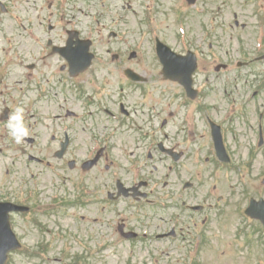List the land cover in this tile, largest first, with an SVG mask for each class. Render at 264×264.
Returning a JSON list of instances; mask_svg holds the SVG:
<instances>
[{"label": "rangeland", "instance_id": "rangeland-1", "mask_svg": "<svg viewBox=\"0 0 264 264\" xmlns=\"http://www.w3.org/2000/svg\"><path fill=\"white\" fill-rule=\"evenodd\" d=\"M1 1L8 12L1 15L0 9L1 44L11 46L10 50L6 47L4 56L0 55V113L16 101L20 93L17 90L27 89V79L24 78L32 74L30 85L37 91L46 92L47 96L37 100L36 93H28L32 94L31 105L36 102L33 107L40 106L44 114L61 115L64 120L67 119L62 115L65 114L64 109H83L90 116L87 117L90 126L89 132H86L84 128L73 125L74 142L69 152L81 154L75 170L70 171L66 161L53 162L58 169L63 164V170H59L65 177L63 180L51 173L55 170L50 171L27 161L26 154L29 152L37 157H48L50 162L54 159L55 144L46 148V135L41 146L28 144L26 137L17 144L9 130L0 127V193L11 190L9 193L13 198L20 195L22 183L30 181L25 173L30 166L35 176L36 171L40 175L39 198L46 199L50 191H64L71 195V183L66 177L73 172L79 173L83 155L87 151L88 155L91 154L87 135L98 134V130L101 131L99 134H110L106 136L110 145L109 155L115 162L119 161L120 166L129 168L137 178L144 175V166L147 167L146 172H153L151 177L155 180L156 176L164 173L167 156L158 150L159 142L166 148L182 152L179 165L173 166L178 176L183 172L177 185L172 186L174 190L170 191V187L163 189V184L158 188L163 195L155 196V205L143 203L136 206L138 211L135 213V208L121 204L124 211H121L123 214L118 220L114 219V214L112 221L103 220L94 207L96 213L69 206L54 216L43 209L34 211L30 218L33 214L44 215L45 232L20 220L16 228L26 243L31 245L28 249L36 251L35 243L44 241V255L47 258L16 255L10 257L8 264H264V229L257 221H250L244 216L248 197L264 199V61H254L264 54V0H201L193 7L188 6L185 0ZM51 5L52 8L64 5V9L73 12L79 21L78 28L88 27L87 35L93 42L91 51L96 56L93 66L74 80H68L65 72L50 60L47 63L56 67L62 78L53 76L51 82L41 78V74H47L50 70L42 71L43 67H39V64L33 69L30 66L32 60L27 56L29 52L36 54L37 48L23 51L27 58L22 53L19 56L21 39L25 40L23 26L35 28L38 33L36 27L40 14ZM22 14L27 20L21 18ZM111 32L117 34L115 39L109 38ZM3 35L8 39L5 42L2 41ZM155 38L177 53L184 54L186 50L197 53L198 68L194 84L201 95L198 102H187L180 86L162 79L161 67L154 53ZM132 53L136 56L129 59ZM115 54H119L120 58L112 61ZM238 63L246 66L238 68ZM219 65L227 67L216 73L215 68ZM126 69L147 81L131 84L124 76ZM22 80L23 83H19ZM6 94H9L7 98ZM56 94H62L61 98ZM81 94H103L102 102L106 110L114 112L118 122L121 121L120 126L124 127H118L117 121L108 119L98 107L87 103L86 98L80 101ZM9 98H12L11 103L6 101ZM119 102L129 107L125 106L130 116L118 113ZM28 104L22 101L21 107ZM200 111L206 114L210 111L208 117L220 125L224 123L222 129L231 158L230 168L219 167L212 162V140L209 128L202 119L206 115ZM214 111H219V114L216 116ZM44 114L41 113L40 122L46 125L48 122L45 118L54 115ZM63 119L55 125L58 138ZM73 122L76 123V120ZM163 122L165 125L162 127ZM27 124L33 126L34 121H24L28 129ZM78 124L82 125L81 122ZM259 125L263 130V144L260 147ZM150 142L155 144L152 160L145 156ZM136 159L142 161L133 162ZM99 167L87 175L98 176L101 174ZM102 175L104 180L109 179V173ZM187 180L196 184L199 181L202 185L200 196L205 193L207 199V202H202L201 197L189 195L193 205L210 203L218 208L213 206L214 209H209L211 211L203 215L185 212L182 215L180 195L183 196L184 191L179 188L181 182ZM214 184L218 187L217 192L208 197L206 190ZM218 197L223 198V202L216 201ZM160 198L162 201H159ZM175 213L181 215L180 219L175 220L179 221L176 233L180 236L156 239V235L171 229L170 219ZM83 216L85 218L82 220ZM122 217H127L124 218L127 222L133 221L139 232L143 230L141 223L149 219L151 231L147 234L153 238L147 236L143 237L145 241L133 243L121 237L116 228L124 220H120ZM104 218L108 219L107 211ZM92 219H97L98 223H93ZM100 220L108 225L101 226L103 223L100 224ZM96 242L104 243L105 247L92 252L85 250L84 246L96 248ZM68 250L72 255L67 253L65 257L62 251ZM77 254L86 258L75 259Z\"/></svg>", "mask_w": 264, "mask_h": 264}, {"label": "flooded vegetation", "instance_id": "flooded-vegetation-1", "mask_svg": "<svg viewBox=\"0 0 264 264\" xmlns=\"http://www.w3.org/2000/svg\"><path fill=\"white\" fill-rule=\"evenodd\" d=\"M54 8L55 7L52 8V5H51V6H49L47 11H42V13L40 14V17H39L40 22L37 23V27H36L38 33H36L35 28L27 29L26 26H23V33H24L25 40L21 39V48H19L21 50L19 52L20 57H21V53H22L23 57L27 58V56H30V58L32 60L30 66H32L33 69H35L37 64H39V67H43L42 71H44V69L50 70L49 73L40 75L41 78H43L47 81H50L51 77L56 76V74H57L56 67L51 66L49 63H47V60L54 61L55 66L58 65L59 69L61 71H64L65 74L69 76L68 64L66 63L64 57L60 53H58V49L59 48H65L67 46L69 33L73 29L72 28V22L68 16V14H69L68 10H64L63 14L60 16V14H58ZM52 9H54L53 12L51 11ZM21 16L23 19L27 20V18L23 14ZM46 17H50L52 19V26L48 29L47 32H45V19H46ZM24 24H25V21H24ZM56 31H57V34L55 33ZM58 33H59V36H58ZM46 38H48L47 39L48 41L45 43ZM49 39H52V41ZM58 40L60 41L59 43H57ZM49 42H51L50 46H48ZM44 45L47 49L44 48ZM33 48L38 49L36 54L33 52H29L28 55L26 56L23 53V51L27 52ZM8 73H9V71H8ZM9 74H11V73H9ZM31 77H32V74L27 76L26 78H31ZM55 96L61 98L62 94H56ZM64 98H66V97H64ZM35 103L36 102H34V105H35ZM121 105H123V104L121 102H119L118 106L121 107ZM124 108H125V106H124ZM23 109H24L23 114L31 115L32 119L34 120V127L33 128L30 125L27 126L28 131L31 134L30 136H32L33 139H31V137L28 136V138L27 137L25 138V141L27 143H32V144L34 143L35 140H38L40 142L41 136H42V123L40 122V120L42 118L41 113L44 114L43 112H45V111H42L43 108L40 106L39 107L26 106V107H23ZM125 110H127V109L125 108ZM64 111H65V114L67 115L70 110L69 109L67 110V108H66V109H64ZM74 111L78 112V113L79 112L83 113V109H81V110H79V109L75 110L74 109ZM71 112H73V111H71ZM47 114L52 115L53 113L47 112L44 115H47ZM129 115L130 114L126 113L125 116L128 117ZM61 119H62L61 115H54L53 117H50L51 128L45 127V130L47 132L53 133L56 122L58 120H61ZM84 120H85V116L82 115V121L83 122H82V125H79L78 123H74L73 120H70L68 122V120L66 119L65 124L67 125V132L64 135L67 136V147H66V150L63 153L62 157L60 159L55 158L54 162L59 160L60 162L63 163L66 159L67 154H68L67 158H69L71 161H73L75 157H78L79 155H81L80 153H78L77 155L75 153H70L69 148H70L72 142H74L73 141L74 137L72 135L73 125L74 126H80L83 129L85 126ZM79 122H81V120ZM55 131H56V129H55ZM99 132H101V131L98 130V135H100ZM89 136H90L88 139L89 142L87 143V145H89L88 147H90L96 141H99V139L96 138V134L89 133ZM51 140H52V142H54L53 144H55V149L53 150L55 153L54 154V156H55L57 151H58V148H60L61 143H58L57 139L53 138V135H52ZM51 147H52V144H51ZM21 153H23V151ZM87 154H88V151L83 155L84 159L87 157ZM105 157H106V152L104 151L101 161ZM148 158H151V156L148 155ZM35 160L36 161L31 160V158L29 159L30 162H36L37 164L42 163L41 159H35ZM99 165H100V162L93 169H95ZM81 168L82 167L80 166V172L83 175L81 182L85 187V191H84L83 197L79 198L74 203L75 206L82 207L84 210L87 211V213H90V211H93L92 207H94L95 209H97V213H98L99 217L102 216L104 218V210H105L104 205L106 203L107 204H114V203L120 202L122 199L134 201V199L130 197L131 196L130 192L127 193V196L125 198H119V199H117L113 193L117 189V186L119 185V183H121L124 186V188L127 190L135 188L137 184L134 185L133 182L130 183L129 182V180H131L130 177L124 176L121 179L115 178L114 181H113V177L111 179L109 177V179L104 180L105 177H103L102 173L107 172V170L110 169L109 166H106V170H101V172H100L101 174H99L98 176H95V177H91V176L87 175V174H89V172H92L93 169H91L89 171H83V170H81ZM168 169L171 170V167H169ZM35 173H36L37 179H38L40 176L39 172L36 171ZM29 175H30V182L29 183H33L35 181V174L32 173L30 169H29ZM72 179L74 180V178H69V182L71 184H73ZM188 185L190 187H193L192 183H188ZM37 187L38 186L35 185L32 189H34L36 191ZM108 188H111L112 191L111 192L108 191L107 190ZM113 188H114V190H113ZM147 188H148V185H147ZM213 189L215 191L217 189L216 186H214ZM184 191H185V189H184ZM35 193L36 192H34V194H33L34 197L36 195ZM104 194H106V199H104V197H103ZM145 194H147V193H145ZM147 195H149V194H147ZM135 202L138 203L139 201H135ZM93 212L96 213L95 211H93ZM83 218H85V217L83 216L82 220H83ZM92 221H94L93 223H95V224L98 223L97 219H92ZM99 223L100 224L103 223V224H101V226H103V225L107 226L108 225L103 220H100ZM130 225L133 226V224L127 222L126 220H123L122 222H120L118 224V232L120 233V235L123 233V231H125L127 233L134 232V230H130L128 228V226H130ZM136 238H138V236Z\"/></svg>", "mask_w": 264, "mask_h": 264}, {"label": "clouds", "instance_id": "clouds-1", "mask_svg": "<svg viewBox=\"0 0 264 264\" xmlns=\"http://www.w3.org/2000/svg\"><path fill=\"white\" fill-rule=\"evenodd\" d=\"M23 108H17L14 114L9 116L6 127L15 143L20 144L29 135L28 129L23 122Z\"/></svg>", "mask_w": 264, "mask_h": 264}, {"label": "snow or ice", "instance_id": "snow-or-ice-1", "mask_svg": "<svg viewBox=\"0 0 264 264\" xmlns=\"http://www.w3.org/2000/svg\"><path fill=\"white\" fill-rule=\"evenodd\" d=\"M181 31H183V30L181 29Z\"/></svg>", "mask_w": 264, "mask_h": 264}]
</instances>
